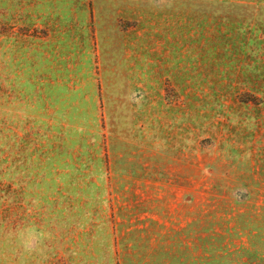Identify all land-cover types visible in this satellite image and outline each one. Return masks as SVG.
<instances>
[{"label": "rangeland", "instance_id": "rangeland-1", "mask_svg": "<svg viewBox=\"0 0 264 264\" xmlns=\"http://www.w3.org/2000/svg\"><path fill=\"white\" fill-rule=\"evenodd\" d=\"M0 264H264V0H0Z\"/></svg>", "mask_w": 264, "mask_h": 264}]
</instances>
